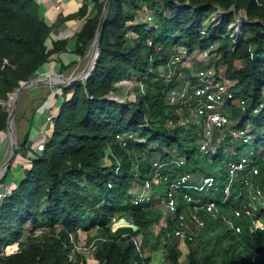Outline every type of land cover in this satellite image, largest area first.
Instances as JSON below:
<instances>
[{
    "label": "trees",
    "instance_id": "obj_1",
    "mask_svg": "<svg viewBox=\"0 0 264 264\" xmlns=\"http://www.w3.org/2000/svg\"><path fill=\"white\" fill-rule=\"evenodd\" d=\"M90 1L93 14L76 33L75 52L87 57L103 15L93 68L85 78L61 86L64 96L44 149L35 153L31 166L0 203V248L19 246L0 264H85L70 256L71 234L76 238L79 229L94 227L99 231L95 257L101 264H148L151 256L145 250L160 248L167 260L180 264L183 248L173 231L187 205L178 201L185 190L182 184L176 186L178 206L167 216V227L154 231L164 209L157 196L165 195L174 179L198 170L203 155L195 144L200 136L196 129L186 136L185 127L167 123L178 117V106L166 99L178 79H165L161 70L179 46L192 53L214 45L210 53L215 56L207 66L224 63L235 80L234 97L246 100L244 109L231 105L230 115L239 124L249 121L254 139L264 141V134L256 135L264 130V0H83L71 16H85ZM143 4L151 9L150 21L136 20ZM51 29L35 0H0V133L7 129L12 93L23 80L33 78L52 53L66 49V39L47 45ZM129 30L136 36L130 37ZM129 80L136 82L135 99L110 97L117 85ZM39 103L32 108L30 125ZM29 130L19 138L16 154L31 150ZM129 133L133 137H127ZM118 136H126L124 145ZM222 147L211 163L225 158ZM179 158L184 160L181 165ZM155 161L162 165L154 166ZM185 166L189 169L183 170ZM9 169L10 164L0 181ZM259 171L250 173L255 183L264 178L263 163ZM215 176L216 185L223 187L226 165ZM147 180L154 192L159 181L163 193L134 204L132 190ZM242 183L240 176L235 190ZM222 194L220 190L216 199L208 198L218 201ZM239 204L226 201L223 206ZM125 213L135 227L112 230V216ZM257 216L264 218V212ZM217 221L225 223L205 216L198 242L185 247L187 264H264V231L251 230V218L240 219L239 232L226 224L220 230ZM37 228L49 233L37 239L32 235ZM25 234L32 236L23 241Z\"/></svg>",
    "mask_w": 264,
    "mask_h": 264
},
{
    "label": "built area",
    "instance_id": "obj_2",
    "mask_svg": "<svg viewBox=\"0 0 264 264\" xmlns=\"http://www.w3.org/2000/svg\"><path fill=\"white\" fill-rule=\"evenodd\" d=\"M58 6V5H57ZM144 20L150 21L152 19L151 9L143 4ZM130 37L136 36L133 30L128 31ZM150 43V41H149ZM214 48V45H210L204 50H194L189 53L186 48L179 46L177 51L170 57V59L162 66L161 74L167 80L176 77L178 79V85L173 87L167 94V102L173 105H177L178 117L169 118L168 124L171 126H183L186 129H196L199 136V148L203 154L211 152V157L220 152V147H224L227 143V139L236 138L242 140L244 143L248 142L251 136V123L249 121L239 124L238 118H233L230 115L228 107L236 105L241 109L246 106V100L242 97H236L238 100L233 102L234 93L232 87L235 84V80L232 78L221 79L216 77L215 71L208 67L195 69L191 65V58L194 53H201L205 58L211 55L210 51ZM212 67V66H211ZM214 67V66H213ZM181 68L189 70L190 74L186 72V75H181ZM215 68V67H214ZM183 76L182 78H178ZM69 93L67 96H70ZM52 96L60 98L61 103L64 93L62 87L53 90ZM60 105V104H59ZM59 105L51 109L45 115L46 126L43 130V137L31 147V150L26 154V160L28 165L32 157L37 152H41L44 149L47 136L51 133L54 125V117L58 113ZM127 137H133V134L129 133ZM126 136H118L119 141L124 145ZM262 141V152L251 154L250 159L246 156L242 158L231 159L226 164L227 179L224 182L222 189L223 202L222 205L229 199H236L239 197V205L232 208V214L230 216L223 213L219 200H211L208 197H212V194L207 195L206 192L213 190L217 184L216 176L213 174H201L194 176L193 173H185L178 178L174 179L169 190L165 195L157 196L159 203L162 205L163 212L162 217L154 227V231L158 234L162 228H166L168 225L167 216L177 210V201L174 198V193H177L176 186L182 184L185 190H181V199L186 203V208L189 210L193 208L196 210V214H192L190 211L183 209L178 218L180 219V226L174 229L173 233L178 238V246L182 249L188 246L189 242H193L198 236L199 232L205 226V216H211L213 218L221 219L225 224L233 229L235 232L241 231L240 222H235L234 217L242 218L243 215L250 216V229L251 230H263L264 231V218L257 216L258 212H264V178L261 182H250V177H242L243 183L240 185L239 190H235V184L237 181L238 171L249 170V173L257 175L260 173L259 164H264V141ZM258 141V140H255ZM222 147V148H223ZM224 149V148H223ZM236 153V150L234 151ZM179 165L184 163L182 158L177 160ZM154 166L162 165L161 162L155 161ZM244 184V185H243ZM16 185L10 186L4 183H0V203L4 197L10 193L11 189ZM251 186V197H245L244 187ZM194 191L199 194L198 197L194 196L191 192ZM155 196L154 188L150 181L139 187H135L132 190V201L134 204H140L143 202H149ZM204 198H207L203 201ZM246 202L242 206V201ZM193 202L192 205L190 203ZM258 202L260 209L255 206ZM242 206V209L239 207ZM225 209V207H224ZM228 209V208H227ZM201 211L203 213H201ZM119 215H114L111 218V224L118 221ZM73 238V236L71 235ZM138 243L142 241V235L138 236ZM73 240V239H72ZM18 245L2 246L0 248V261L8 253L12 251H18Z\"/></svg>",
    "mask_w": 264,
    "mask_h": 264
},
{
    "label": "rangeland",
    "instance_id": "obj_3",
    "mask_svg": "<svg viewBox=\"0 0 264 264\" xmlns=\"http://www.w3.org/2000/svg\"><path fill=\"white\" fill-rule=\"evenodd\" d=\"M144 10L143 9H139L136 10V20L140 21V22H145L144 20ZM215 54H211L210 56H208L207 58H205L201 53H194L190 62L192 67L195 69H201V68H205L208 67L207 63L212 59V57H214ZM88 61V55L87 57H85L83 59V65H85ZM215 71V75L217 78H221V79H228L230 78L227 73H226V65L224 63H220L217 67H211ZM181 70V75L185 76L186 72L188 74H190L189 70H184L183 68L180 69ZM39 70L37 75L41 76L39 74ZM76 75V74H75ZM183 76H179L178 78H182ZM136 85V82L133 80H129V81H125L120 85H117V87L114 90V93H112L113 96L120 97V98H124V99H135V94H134V87ZM36 85H32L30 87H33ZM30 87L26 88L23 93L21 94L19 101L17 103L16 109H15V114H14V133L17 139V144L19 141V138H21L22 133H24L27 129L28 126L30 127V122H29V118L31 116L32 113V108L37 106V102L39 100V98H41V93H36V94H32L30 93ZM43 88V87H42ZM43 90V89H42ZM126 90V92H125ZM40 91V90H39ZM34 96L35 100H30L29 98ZM238 100V98H234L233 102H236ZM11 106V101L8 100L7 103V109H10ZM230 107H228L229 109ZM32 123V121H31ZM194 130V128L192 129ZM260 132H258L256 135L259 134H264V130H259ZM7 132V129L4 131ZM192 131H189V129H186L183 132V135H189V133ZM2 133H0L1 135ZM8 137V136H7ZM6 137V138H7ZM9 138V137H8ZM196 145H199V139L195 141ZM262 141L258 140L255 141L254 136H251L248 140V142H243L241 139L237 140L236 138H229L227 139V143L224 144V150H226L225 153V158L221 161H216L215 163H211L210 162V157H211V152H208L207 154H200V157L197 161V166L199 167L198 170H196L193 175L194 176H199L201 174H213L216 175L218 174V171L220 168H223L231 159H236V158H242L243 156H246L248 159H250L251 154L254 153H260L262 152ZM238 148V149H237ZM237 149V150H236ZM236 150V155L234 154V151ZM11 152V146H10V140L7 139L6 142L4 143L3 146H0V178L1 176L5 173V171L7 170V168H9V164L12 166V163L15 162V159L17 158V156L19 155V153H17L12 160L10 161V163L8 165H4L5 161L7 160V158L9 157ZM23 157L26 158L25 155H21ZM23 157H21L23 164V168H22V172H21V176L19 177L18 180H20V178L24 175L25 171L31 166V160L29 162L28 165V161L25 160ZM10 166V167H11ZM183 170H187L189 169V167H184L182 168ZM2 172V173H1ZM238 177L242 176L245 177L248 175V177H250V182H253V176L250 173H247L245 171H238ZM17 179L12 180L13 183H9L10 186L16 185V183L14 184V182H16ZM250 188H252L251 186H248L247 188H245L244 190V194L245 197H251V190ZM162 186L159 183V181L156 182V191L155 193L157 195L162 194ZM164 189V188H163ZM223 187L219 184V185H215V187L213 188V190H209L207 193V195L212 194L214 196V198L216 199L217 194L219 193L220 190H222ZM237 189H239V186H237ZM179 204L181 203L182 199H179ZM219 204H221V208L223 210V213H225L226 215L230 216L232 214V208L229 209H224V206L222 205L221 202H223V196L221 195L219 198ZM239 201V197H237L236 199H233L232 196L229 200H227V202H232V203H238ZM246 201L243 200L242 201V206ZM242 206H240L239 208L242 209ZM255 206H257L258 209H260L261 205L256 202ZM185 211L188 210L190 211L192 214H196V210H194L193 208H191L190 210L188 208H184ZM247 218H251L250 216H246L243 215L242 216V220H246ZM234 221L235 222H240V218L234 217ZM218 222V221H217ZM221 222V221H219ZM216 223L218 226L221 227L220 230H225V226L224 224H220V223ZM124 226H132L135 227V223L132 219V217L125 213L122 215L118 216V221L116 223L111 224V229L115 230L118 227H124ZM34 233H32V235L34 237H36L37 239H41L44 238L45 234L49 233L47 228H37L35 231H33ZM32 235H28L25 234L22 237L23 241H26V239H28V236H32ZM72 235V234H71ZM99 235V231L97 228H92L89 230L86 229H79L78 230V234L76 238H72L73 240V247L71 249V258L73 260H79L85 264H101L97 258L95 257V250H96V238ZM73 236V235H72ZM199 237L197 236L195 238V240L193 241V243L198 242ZM187 251V249L184 247L178 257V262L180 264H187V259L185 257V252ZM145 255H150L151 256V261L148 264H172L169 260L166 259V252L165 250H163L162 248L154 251V252H148L147 250H145Z\"/></svg>",
    "mask_w": 264,
    "mask_h": 264
},
{
    "label": "crops",
    "instance_id": "obj_4",
    "mask_svg": "<svg viewBox=\"0 0 264 264\" xmlns=\"http://www.w3.org/2000/svg\"><path fill=\"white\" fill-rule=\"evenodd\" d=\"M35 1L38 4L40 16L43 17L49 25H52L51 32L47 38V45L52 46V43L55 40L66 39L68 42L65 50L52 53L49 60L44 63L41 68H39V74L43 77H47L48 81L41 82L36 86L30 87V93H41V98H39L40 103L34 112L32 123L29 127V136L32 142V147L43 137V130L46 126L45 115L51 109L60 104V98L52 96L53 90L61 87L63 84H67V82H65V78L75 76V74H78L81 70H83L86 65L82 64L85 57H81L75 52L76 33L83 25L85 17L93 14L92 1L89 2L87 13L83 17L71 16V14L78 11L80 6L83 4V0ZM52 72L56 73V75L62 74L63 77L59 76L56 79L55 77H50L49 74ZM7 139L9 138L7 137L5 140L1 139L0 146H3ZM21 155L22 154L19 153L15 162L12 163V166L10 165L11 167L6 174V177L0 181V183H4L6 185L9 183L11 184L13 183V178L17 179L14 184L18 182L23 168L22 164L24 162L21 159V157H23ZM23 158L26 160L25 157Z\"/></svg>",
    "mask_w": 264,
    "mask_h": 264
},
{
    "label": "water",
    "instance_id": "obj_5",
    "mask_svg": "<svg viewBox=\"0 0 264 264\" xmlns=\"http://www.w3.org/2000/svg\"><path fill=\"white\" fill-rule=\"evenodd\" d=\"M102 20H103V15L101 16V20L99 22V26L97 29L95 39L92 43L91 50L88 53V61L85 65V67L83 68V70H81L75 76L65 78V82L70 83V82H73V81L78 80V79H83L88 75V73L93 68V65H94V62H95V59L97 56L98 38H99L100 31H101ZM59 76H62V74H59ZM46 81H48L47 77L38 76V75L34 76L31 79L23 80L21 82L20 86L10 96L9 101H11V106H10V109H8L7 132L6 133L9 136L11 152H10L9 157L5 161L4 165H8L10 163V161L12 160V158L16 155L17 139H16V136L14 133L13 122H14L15 109H16L17 103L19 101V98L26 88H28L32 85H37L41 82H46ZM110 97L116 99V97L112 95V92H110ZM1 133H3V131Z\"/></svg>",
    "mask_w": 264,
    "mask_h": 264
},
{
    "label": "bare ground",
    "instance_id": "obj_6",
    "mask_svg": "<svg viewBox=\"0 0 264 264\" xmlns=\"http://www.w3.org/2000/svg\"><path fill=\"white\" fill-rule=\"evenodd\" d=\"M47 67V66H46ZM49 76L50 77H55V79L57 78V77H59V75H56V73H50L49 74ZM8 135H7V133L6 132H3L1 135H0V141H1V139H3V140H5V138L7 137ZM9 137V136H8ZM2 173V172H1Z\"/></svg>",
    "mask_w": 264,
    "mask_h": 264
}]
</instances>
